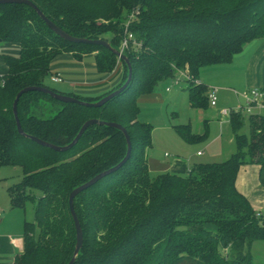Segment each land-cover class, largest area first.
<instances>
[{"label":"trees","instance_id":"16d2710c","mask_svg":"<svg viewBox=\"0 0 264 264\" xmlns=\"http://www.w3.org/2000/svg\"><path fill=\"white\" fill-rule=\"evenodd\" d=\"M31 1L72 36L106 40L118 50L129 14L138 12L129 29L140 45L131 43L124 51L132 79L120 94L98 107L62 102L38 90L18 101L24 132L54 145L69 144L89 119L122 124L130 136L129 158L74 199L83 230L74 264H264L251 253L252 244L264 240V216L236 187L239 168L247 163L261 166L264 187V110L250 115L248 138L241 133L243 111L232 110L237 151L230 158L198 164L186 176L152 178L147 151L153 128L138 119L137 104L181 70L187 73L191 105L210 104L199 80L201 68L228 64L247 43L264 38V0ZM0 40L20 44L18 55H5L8 72L0 75V168L22 171L9 188L12 206L26 209L33 202V219L24 222V249L13 264H69L76 246L70 193L119 164L127 154L126 138L114 127L93 124L72 148L57 151L18 131L14 100L27 86L58 92L46 79L63 53L81 58L96 52L102 73L118 61L123 64V78L110 92L94 98L71 95L87 102L120 87L128 67L103 45L63 39L26 4L0 3ZM188 128L177 131L190 143L202 139Z\"/></svg>","mask_w":264,"mask_h":264},{"label":"crops","instance_id":"0c3cea01","mask_svg":"<svg viewBox=\"0 0 264 264\" xmlns=\"http://www.w3.org/2000/svg\"><path fill=\"white\" fill-rule=\"evenodd\" d=\"M19 53L20 44L3 42L0 40V75H4L8 72V65L5 61V55H18ZM227 65L228 66L226 69H212V77L205 78L204 80H199L203 84H205L207 89H211V86H218L216 87V91L220 90L225 95H229V93H232V95H235L236 97L242 96L243 98L244 94L246 92H249L251 89L264 88V38L256 39L247 43L240 52L236 53L233 56L232 61ZM123 70L124 68L122 62L118 61L115 68L111 72L102 73L97 68L96 52L83 54L81 58L76 57L74 53L68 52L60 54L55 58V60L51 64V75L48 78L51 79L53 75L60 74L61 77L66 80V83L64 84L62 89L57 90L59 93L66 95L74 94L83 97L94 98L102 96L113 90L121 82L124 73ZM220 77H225L228 82L222 83ZM237 90H239V92H237ZM170 92V88L167 87L166 93ZM208 93L209 91L207 90V94ZM147 95L150 97L157 96V94H153L152 92ZM161 97L165 106L163 114L165 116L164 120H166L167 124L169 125L170 123L167 119L166 107L170 103V100L166 96V94H163ZM222 103L225 105L220 110L222 116H228L222 114L223 109H236L230 103H226L224 100L222 101ZM228 121L230 126L229 116ZM149 124L152 125V122H150ZM180 126L188 127L187 124H179L172 125L171 128H173L175 132L179 134V132L177 131V127ZM231 132L233 137L230 140V144L233 145V150L231 149L232 151H230V154L232 156L237 151V144L235 135L232 130ZM194 135L200 134L197 133ZM151 147L152 144L147 151L148 167L150 171L154 170L158 172L157 175L164 173H173L181 176H186L187 173L196 165L204 163L200 162V157H202L204 151H202V154L200 153L201 151H194L193 153H190L185 148H183L181 154L174 153V155H172V158H170L169 160H159L158 158H153L152 156H150L149 151L151 150ZM164 156L169 157V154L165 153ZM210 156V158H214V155ZM206 163L218 162L210 161ZM260 170L261 166L256 163H247L241 165L236 177V187L243 195L248 198L253 208L260 215L264 216V187H262L260 181ZM2 182L3 181L1 180L0 211L2 212V217L0 220V264H13L15 257L24 249L23 234L26 214H23L24 211L21 207L12 206L11 196L9 193V188L12 186L11 183L7 181H4L3 183ZM259 241H255L251 246V253L257 262H259L257 259V254H260V251L258 248H256V246ZM260 258L263 257L260 255ZM259 263H262V261H260Z\"/></svg>","mask_w":264,"mask_h":264},{"label":"rangeland","instance_id":"374dc122","mask_svg":"<svg viewBox=\"0 0 264 264\" xmlns=\"http://www.w3.org/2000/svg\"><path fill=\"white\" fill-rule=\"evenodd\" d=\"M99 22L105 21L99 20ZM109 35L110 33L107 34V36ZM227 66V64H221L202 67L199 79L204 80L205 78L212 77V69H226ZM62 79L64 78L62 77ZM220 79L222 83L228 82L225 77H220ZM186 80L184 70L177 71L174 76L164 78L153 88L152 93L157 94V96L150 97L146 94L140 96L137 100L140 109L139 119L143 122H152L153 136L152 147L149 151L150 156L158 158L159 160H169L174 153L181 154V151L185 148L190 153L201 151L200 153L202 154V151H204L202 157H200V162H221L230 157V151L233 150V145L230 144L233 135L229 126L228 116H222L220 113L221 108L225 106L222 101L224 100L226 103H230L234 108L238 109L244 105V98L242 96L236 97L235 95H232V93L225 95L218 90L216 92L218 98L217 106L213 107L208 103V105L204 107H194L189 101V91ZM65 81L66 80L64 79L60 82H54L50 78L46 79L47 85L57 90L62 89L66 83ZM167 87L170 88V93H166ZM216 87L211 86V89H217ZM211 89L207 90L210 92ZM237 92H239V90H237ZM163 94H166L170 100V103L166 107L167 119L170 123L169 125L166 120H164L165 116L163 115L165 110L164 102L161 97ZM257 113H259V111L255 110L254 114ZM251 114L252 113L246 111L242 112L243 127L241 133L247 138L249 137V118ZM179 124H187L191 133H198L201 136L203 135L202 139L195 143L188 142L171 128L172 125ZM165 153L169 154V157H165ZM210 155H214V158H210ZM149 174L153 178L158 172L149 170ZM21 178L22 171L20 167L4 166L0 168V181H7L13 185L14 183H18ZM27 203L26 209L22 208L24 211L23 214H26V219L32 220L33 206L31 203L33 202L29 201ZM256 248L260 251V254H257L258 261L264 263V241H259ZM260 255L263 258H260Z\"/></svg>","mask_w":264,"mask_h":264},{"label":"water","instance_id":"95a60500","mask_svg":"<svg viewBox=\"0 0 264 264\" xmlns=\"http://www.w3.org/2000/svg\"><path fill=\"white\" fill-rule=\"evenodd\" d=\"M0 3H21V4H26V5L30 6V7H32L39 14V16L45 21V23L57 35H59L63 39H65V40H67L69 42H73V43H86V44L103 45L106 48L112 50L121 60H123L126 63V65L128 67V76H127V79L125 80V82L120 87H118L117 89L112 91L110 94L104 96L103 98H101L100 100H98L96 102L83 101V100H80V99H78V98H76L74 96H71V95L62 94V93H59V92L52 91L49 88L37 87V86H27V87L22 88L17 93V95L15 97V100H14L13 111H14V115H15L18 131L21 134H23V135L31 138L32 140L38 142L39 144L48 146V147L53 148V149H55L57 151H67L68 149L72 148L79 141V139L81 138V136L83 135L85 130L90 125H93V124H102V125L114 127L116 129L120 130L124 134V136L126 138L127 154H126L125 158L119 164H117L116 166H114V167H112V168H110V169H108V170H106L104 172H101L100 174L96 175L94 178L90 179L89 181L85 182L84 184L74 188L72 190V192L70 193L69 204H70V210H71V214H72V217H73V220H74V225H75V230H76V246H75V250H74V253H73V257L70 260L69 264H74V262L76 261V258L78 256V253H79L80 249L83 246V230H82L81 223H80V221L78 219V216H77V214L75 212V209H74V199L77 196V194H79L83 190L89 188L90 186L95 184L97 181L102 179L107 174L115 171L118 167H120L129 158V156L131 154V150H132V142H131L130 136H129L126 128L122 124H119V123H116V122L102 121V120H99V119H89L86 122H84V124L81 126V128H80L79 132L77 133V135L75 136V138L69 144L63 145V146L54 145V144L48 143L46 141H43V140H41V139H39L37 137L29 136V135H27L24 132V130H23L22 126H21V122H20L19 117H18V110H17L18 101H19L20 97L24 93L29 92V91H33V90H38V91H42V92L48 93L52 97H54V98H56V99H58V100H60L62 102H66V103L74 102V103H79V104H82V105H85V106L98 107V106L103 105L106 101H108L112 97L120 94L122 91H124L127 88V86L129 85V83H130V81L132 79V66H131L129 58L124 53H122L120 50L113 48L111 46V44L109 42H107L106 40L81 38V37L72 36L71 34L67 33L66 31L61 29L58 25H56L52 20H50L40 10V8L34 2H32L31 0H0Z\"/></svg>","mask_w":264,"mask_h":264},{"label":"built area","instance_id":"2783aa9c","mask_svg":"<svg viewBox=\"0 0 264 264\" xmlns=\"http://www.w3.org/2000/svg\"><path fill=\"white\" fill-rule=\"evenodd\" d=\"M137 13L135 10L132 11L126 22H125V32H124V36L122 38L121 41V45H120V51L122 53H124V51H126L127 49L130 48L131 43H133L134 45H140L139 43H137V41L134 40V34L130 31L129 26L130 24L135 20ZM119 58V57H118ZM119 60H121L119 58ZM186 77H187V73L184 71ZM51 80L54 82H60L62 81V77L60 74H56L53 75L51 77ZM216 89H212L209 94H208V99L210 102V105L212 106H216L218 103V98L216 95ZM244 98H245V104L241 107H239L238 109H235V111H246L248 113H252L254 114L255 110H258L259 112H261L262 110H264V90L262 89H251L249 92H246L244 94ZM232 112V110L230 109H223L222 110V114L223 115H230ZM2 217V212L0 211V220Z\"/></svg>","mask_w":264,"mask_h":264}]
</instances>
